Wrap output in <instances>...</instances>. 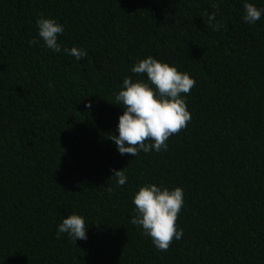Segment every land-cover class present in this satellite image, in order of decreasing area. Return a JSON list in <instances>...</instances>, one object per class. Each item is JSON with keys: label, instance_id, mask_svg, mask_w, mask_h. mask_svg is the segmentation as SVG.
<instances>
[{"label": "trees", "instance_id": "16d2710c", "mask_svg": "<svg viewBox=\"0 0 264 264\" xmlns=\"http://www.w3.org/2000/svg\"><path fill=\"white\" fill-rule=\"evenodd\" d=\"M245 2L264 8L0 0V264H264V16L245 23ZM41 16L64 25L63 48L88 55L44 47ZM148 56L195 79L191 120L166 151L120 155L109 138L123 114L115 94L126 77L146 79L131 68ZM149 183L184 190V234L167 251L130 222L134 194ZM73 213L89 226L76 244L57 238Z\"/></svg>", "mask_w": 264, "mask_h": 264}, {"label": "clouds", "instance_id": "9594fccd", "mask_svg": "<svg viewBox=\"0 0 264 264\" xmlns=\"http://www.w3.org/2000/svg\"><path fill=\"white\" fill-rule=\"evenodd\" d=\"M218 8L217 4L213 5ZM243 20L249 25H255L264 16V8L252 3L243 5ZM209 22L213 30L219 31L223 26L216 22V12H212ZM38 36L44 47L53 53H64L74 56L78 61L88 53L83 48H63L59 37L65 32L62 23L52 18L37 19ZM32 43H39L33 40ZM137 75H146V79L133 80L131 76L123 80L121 90L115 94L117 105H123V114L119 117L116 131L110 139L115 144L120 155L136 156L140 151H166V141L174 134L187 127L191 114L187 108V94L195 86V79L188 72H181L175 65L148 56L137 60L131 68ZM91 108V104L87 106ZM146 141H149L146 143ZM118 186L127 183L124 170L115 171L114 176ZM111 191V188H109ZM134 215L131 224L141 228L143 234L151 238L153 246L160 251H167L173 240H181L183 229L177 225L179 214L184 207V190L180 187L169 189L146 184L134 194ZM89 226L82 215L71 214L63 218L57 227V238L62 235L72 240H87Z\"/></svg>", "mask_w": 264, "mask_h": 264}]
</instances>
